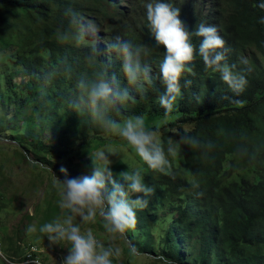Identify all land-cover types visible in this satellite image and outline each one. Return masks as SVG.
Returning a JSON list of instances; mask_svg holds the SVG:
<instances>
[{"label":"trees","instance_id":"1","mask_svg":"<svg viewBox=\"0 0 264 264\" xmlns=\"http://www.w3.org/2000/svg\"><path fill=\"white\" fill-rule=\"evenodd\" d=\"M147 2L0 0V81L6 82L0 87V108H6L0 115V137L13 139L38 161L64 163L57 169L64 167L69 178L90 175L91 171L72 169L75 162L85 163L95 144L117 141L86 115L76 114L71 105L80 76H92L108 60L110 72L134 96L120 106L118 119L151 118L146 124L159 129L165 145L170 138L179 139L173 136L174 129L213 145L205 150L182 146L181 157L174 162L175 178L153 172L138 158L124 160L138 166L144 182L156 189L148 207L137 210L130 239L141 237L147 243L161 229L162 255L175 264H264V9L259 6L264 0H172L186 31H194L199 23L217 27L228 63L243 71L248 83L237 96L218 73L205 70L197 56L191 65L194 75L182 77V96L160 126L154 121L165 117L157 102L163 86L145 84L146 93H137L121 70L120 57L106 48L116 37L145 45L143 62L153 73L158 70L163 48L153 46ZM73 14L78 22L97 26L98 37L79 43L62 40L61 35L79 30V23L72 24ZM192 42L198 46L200 41L193 37ZM48 72L55 74L45 84ZM185 79L192 81L191 87H184ZM123 146L127 145L121 141L116 147ZM237 148L244 151L238 154ZM116 161L126 165L120 158ZM194 182L198 189L192 188ZM196 192L203 195L197 197ZM166 206L172 210L158 219L156 209ZM24 232L3 249L14 264L39 258L28 252Z\"/></svg>","mask_w":264,"mask_h":264},{"label":"clouds","instance_id":"2","mask_svg":"<svg viewBox=\"0 0 264 264\" xmlns=\"http://www.w3.org/2000/svg\"><path fill=\"white\" fill-rule=\"evenodd\" d=\"M259 6L264 9V3ZM145 9L148 30L154 39L153 46L163 48L158 70L153 73L151 65L143 62L147 54L145 45L116 37L106 48L120 57L121 70L137 93H146L145 84L151 86L159 83L163 86L164 92L157 97V102L164 110L165 117L175 110L182 96V77L186 73L194 75L191 65L197 56L201 58L205 70L218 73L220 80L237 96L245 90L248 83L246 75L243 71H237L235 64L228 63L225 41L218 34L216 26L199 23L194 31H186L179 18L180 9L173 6L172 0H149ZM78 23V31H69L60 38L79 43L88 37H98L100 32L97 26L78 22L73 14L72 24ZM261 23H264V18ZM193 37L199 38L198 46L193 44ZM94 51L97 52V49ZM241 63L246 61L242 60ZM110 69L111 63L106 60L102 69L92 76L81 75L76 81L77 96L71 107L76 114L86 115L90 123L99 126L106 134L123 141L148 169L175 178L174 162L181 157L182 146L200 150L213 147L211 142L205 143L180 129L173 130V136L179 139L174 141L170 138L165 145L159 138V129L149 127L143 115H127L118 119L117 116L122 115L120 106L134 100V96L128 87H121L115 72H110ZM54 74L46 73L44 83L47 84ZM191 85L190 79L184 80V87ZM196 99L199 102L200 98ZM243 151L237 148L238 154ZM87 154L90 175L69 178L67 170L61 167L59 171L64 179L60 180L48 168L61 212L45 223L29 224L25 229L26 234L39 235L42 241L46 237L49 247L65 248L67 255L61 258L59 264H115L125 252L129 257L140 256L139 249L128 239V233L137 224V210L148 207L149 198L156 189L146 184L142 171L127 164L123 154L110 144ZM109 156H118L120 162L127 165V170L114 176ZM40 167L47 166L41 164ZM191 186L198 189L199 183L194 182ZM195 195L200 197L203 193L196 192ZM98 220L107 235L106 241L98 239L93 228L89 227ZM119 241L123 242V246ZM0 257L8 261L3 250H0ZM154 259L159 264H175V261L163 255ZM31 264H41V261L39 258L32 259Z\"/></svg>","mask_w":264,"mask_h":264},{"label":"rangeland","instance_id":"3","mask_svg":"<svg viewBox=\"0 0 264 264\" xmlns=\"http://www.w3.org/2000/svg\"><path fill=\"white\" fill-rule=\"evenodd\" d=\"M17 83V79H14ZM6 85L4 79L0 81V87L3 88ZM6 111V108H0V115ZM170 116V115H169ZM169 116L155 119V124L160 126L163 121L167 122ZM151 120V118L146 119ZM165 124V123H164ZM117 141L116 144H110L107 141L102 145H96L91 151H95L99 148H103L106 145H111L113 148L120 151L123 159L131 157L133 160L138 158L134 155L127 146L118 149L117 144L121 143L119 138L112 136ZM111 142V141H110ZM118 156H109L113 165H110L113 174H118L126 168L127 165H116L118 162ZM85 163L75 162L72 169L75 171L83 170L85 172L91 171L90 161L88 156ZM36 162V163H33ZM41 164L47 167H40ZM64 165V163L53 161L52 165L46 162L36 160L35 156L26 152L22 147L5 136L0 137V248L3 250L7 247V244L11 241H18L22 231H25L26 227L31 223L37 225L52 220L56 216L60 215L61 210L58 208L57 201L59 199L58 194L54 191L53 177L55 175L58 179L63 180L64 175L57 169L58 166ZM133 168L138 166L131 165ZM51 169V172L48 170ZM114 169V170H113ZM172 208L169 206L164 207L162 210L156 209L157 218L161 219L167 215ZM92 227L98 239L107 240V235L104 233L99 220L95 225H89ZM161 229H157L153 232L152 239L149 242H144L143 238L138 237L128 239L138 246L141 253L137 257H129L127 253L116 261L115 264H159L154 259L162 255V247L159 242V235ZM25 246L29 247V253H36L39 255L41 264H59L61 258L67 255V250L58 246L49 247L48 240L45 237L42 241L39 235H27L24 232ZM120 246H123V242H118ZM3 264H14L12 261H5L3 257H0V262ZM2 263V262H1ZM27 262H24V264ZM23 264V263H21Z\"/></svg>","mask_w":264,"mask_h":264}]
</instances>
